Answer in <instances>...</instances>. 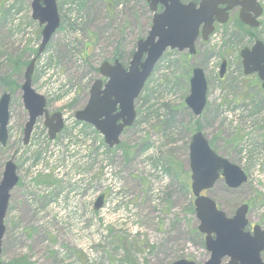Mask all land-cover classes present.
I'll return each mask as SVG.
<instances>
[{
  "label": "rangeland",
  "instance_id": "rangeland-1",
  "mask_svg": "<svg viewBox=\"0 0 264 264\" xmlns=\"http://www.w3.org/2000/svg\"><path fill=\"white\" fill-rule=\"evenodd\" d=\"M259 1L263 15L254 37L228 21L206 41L199 38L194 55L166 49L135 98L134 123L120 136L123 147L107 148L95 129L89 144L59 137L61 151L49 167L43 118L23 143L28 116L20 85L26 65L34 58L32 87L46 97L50 112L64 113L67 134L71 115L86 104L100 77L99 65L112 62L118 49L127 66L137 41L149 31L152 12L144 0H56L60 26L37 54L43 25L31 16V0H0V97L11 94L0 180L10 158L19 177L4 217L3 264L205 262L209 252L197 229L188 164L196 130L247 175L238 188L219 179L204 193L229 216L248 204L249 225L264 230V89L256 74L244 75L239 56L256 39L264 43V0ZM194 66L203 69L207 81L199 116L185 103ZM4 78L19 87L10 91ZM170 160L188 172L187 188L169 171ZM100 194L104 204L94 210ZM261 256L264 260V251Z\"/></svg>",
  "mask_w": 264,
  "mask_h": 264
},
{
  "label": "water",
  "instance_id": "water-1",
  "mask_svg": "<svg viewBox=\"0 0 264 264\" xmlns=\"http://www.w3.org/2000/svg\"><path fill=\"white\" fill-rule=\"evenodd\" d=\"M225 0H201L184 3L181 0H145L153 13L151 26L144 38L136 43V49L124 67L119 59L103 61L99 66L100 78L91 85L89 97L81 109L75 112L76 119L93 125L103 136L108 147L119 144L125 128L135 119L134 101L152 72L155 63L167 49L187 50L196 54L198 37L206 41L213 31V23L227 22L228 11L237 2H231L219 9ZM249 8L242 9L239 19L250 27H257L261 7L256 0H250ZM158 5L162 10L158 11ZM31 16L43 25L38 54L42 52L51 36L59 27L60 19L56 0H31ZM249 11H253L250 14ZM244 75L256 73L264 89V43L256 40L251 47H243L239 52ZM34 59L26 66L20 85L21 99L28 118L23 128V143L27 144L37 118L43 117L50 139H54L62 128L59 112L49 114L46 99L32 88ZM226 71V61L219 66V77ZM105 78V80H103ZM190 92L185 103L195 116H199L207 100V81L201 67L195 66L189 78ZM10 93L0 97V142L7 140ZM190 188L194 196L193 205L199 223L197 229L204 234V244L209 252L208 259L201 264H264L261 253L264 250V230L257 224L252 231L248 225L246 203L239 205L232 216L218 208L215 200L203 192H208L220 178L229 188H238L246 182L245 172L227 158L219 155L210 146L201 130L195 131L188 147ZM18 182L16 165L12 158L4 165L0 180V255L1 242L5 231L4 217L10 194ZM101 194L94 203L95 210L103 204ZM0 264H3L0 259ZM171 264H197L192 260L178 259Z\"/></svg>",
  "mask_w": 264,
  "mask_h": 264
},
{
  "label": "trees",
  "instance_id": "trees-1",
  "mask_svg": "<svg viewBox=\"0 0 264 264\" xmlns=\"http://www.w3.org/2000/svg\"><path fill=\"white\" fill-rule=\"evenodd\" d=\"M230 22H232L233 27L235 29H237L240 32V34H246L248 37H254L253 31L258 29V28L247 27L244 24L239 23L236 20H230ZM114 58H118L120 60L123 58V55L118 51V49L114 53ZM1 82L3 83V86L5 84V86L8 87L7 89H9L10 91H13V89H16L19 87V84L17 82H15L14 80H11V79L9 80L8 78L1 79ZM196 129L197 128H195V130ZM210 145H211V143H210ZM118 147L121 148V147H123V145L120 143L118 145ZM127 150H128L127 147L124 148L125 153H127ZM167 166H168V169L170 172H172V173L175 172L174 175H175L176 179L180 180V182L187 188L188 187V177H187L188 172L182 171L180 165H178L176 162L172 163L171 160L169 162H167ZM15 264H27V263L26 262H23V263L17 262Z\"/></svg>",
  "mask_w": 264,
  "mask_h": 264
},
{
  "label": "built area",
  "instance_id": "built-area-1",
  "mask_svg": "<svg viewBox=\"0 0 264 264\" xmlns=\"http://www.w3.org/2000/svg\"><path fill=\"white\" fill-rule=\"evenodd\" d=\"M263 22H264V20H263ZM71 120L72 121H70V123H71L70 126L72 128L68 131L67 134L65 133V131H63L60 134L59 137L61 138V140H63V142H66L70 138H74V139L81 140L84 144H89L91 142V138L93 135L92 134V128H90V127L85 128L82 123H78L73 117H71ZM65 125H66V123H65ZM72 132H74V133H72ZM76 132H77V134H76ZM45 141L47 144V150L49 151V156L47 157L44 154V160L48 159L50 161V164H49V167H50L52 164L55 163V159H56V157H58L57 155L60 154L59 151H61V148H60V146L58 147V144L56 143V141H49L47 138V135H45ZM51 153H53V154L50 155Z\"/></svg>",
  "mask_w": 264,
  "mask_h": 264
},
{
  "label": "flooded vegetation",
  "instance_id": "flooded-vegetation-1",
  "mask_svg": "<svg viewBox=\"0 0 264 264\" xmlns=\"http://www.w3.org/2000/svg\"><path fill=\"white\" fill-rule=\"evenodd\" d=\"M145 1V0H144ZM182 2H184V3H187V2H190V1H193V2H195L196 4H198L199 3V1H201V0H181ZM231 2H237V4L232 8V9H230L229 11H228V20H227V22L228 21H230V20H236V21H238L239 23H242V24H244L243 22H241V20L239 19V13H240V11L242 10V9H245V8H249V5L251 4L250 3V0H225L224 1V3H220V4H218V8L219 9H222V8H224V7H226L228 4H230ZM256 2L259 4V0H256ZM259 6H260V4H259ZM162 5H158V11H161L162 10ZM249 13L250 14H253V11H249ZM257 20L260 22V16L257 18ZM219 25V23L218 22H214L213 23V27L215 28L216 26H218ZM245 25V24H244ZM245 26H247V27H249L248 25H245ZM256 79H258V77L256 76ZM259 80V79H258ZM246 230H249V231H251V226L248 224V226H247V228H246Z\"/></svg>",
  "mask_w": 264,
  "mask_h": 264
}]
</instances>
